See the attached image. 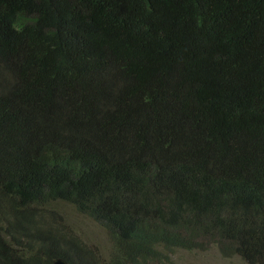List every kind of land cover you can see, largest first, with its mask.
I'll use <instances>...</instances> for the list:
<instances>
[{"label":"trees","instance_id":"obj_1","mask_svg":"<svg viewBox=\"0 0 264 264\" xmlns=\"http://www.w3.org/2000/svg\"><path fill=\"white\" fill-rule=\"evenodd\" d=\"M214 249L264 264V0H0V264Z\"/></svg>","mask_w":264,"mask_h":264},{"label":"rangeland","instance_id":"obj_2","mask_svg":"<svg viewBox=\"0 0 264 264\" xmlns=\"http://www.w3.org/2000/svg\"><path fill=\"white\" fill-rule=\"evenodd\" d=\"M68 210L72 218L70 222L71 226L75 228L79 235L82 236L90 246L110 247L109 239L99 227L84 216H76L72 214L71 209ZM173 258L176 262L174 264H244L238 259H222L215 249L209 252L197 253L178 251Z\"/></svg>","mask_w":264,"mask_h":264},{"label":"water","instance_id":"obj_3","mask_svg":"<svg viewBox=\"0 0 264 264\" xmlns=\"http://www.w3.org/2000/svg\"><path fill=\"white\" fill-rule=\"evenodd\" d=\"M54 264H68V263L62 259H57L55 260Z\"/></svg>","mask_w":264,"mask_h":264}]
</instances>
